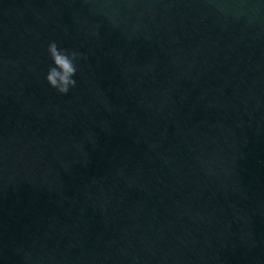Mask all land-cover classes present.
<instances>
[{"label":"water","instance_id":"95a60500","mask_svg":"<svg viewBox=\"0 0 264 264\" xmlns=\"http://www.w3.org/2000/svg\"><path fill=\"white\" fill-rule=\"evenodd\" d=\"M0 264H264V0H0Z\"/></svg>","mask_w":264,"mask_h":264},{"label":"clouds","instance_id":"9594fccd","mask_svg":"<svg viewBox=\"0 0 264 264\" xmlns=\"http://www.w3.org/2000/svg\"><path fill=\"white\" fill-rule=\"evenodd\" d=\"M47 52L52 65L49 66L45 79L59 94H67L76 86L77 81L73 77L77 73L82 54L76 50L59 48L55 41L49 43Z\"/></svg>","mask_w":264,"mask_h":264}]
</instances>
